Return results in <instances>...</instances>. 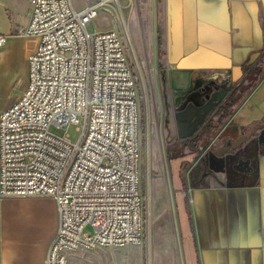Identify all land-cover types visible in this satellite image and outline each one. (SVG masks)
<instances>
[{
    "label": "crops",
    "instance_id": "1",
    "mask_svg": "<svg viewBox=\"0 0 264 264\" xmlns=\"http://www.w3.org/2000/svg\"><path fill=\"white\" fill-rule=\"evenodd\" d=\"M74 1L82 9L97 0ZM129 2L121 1L124 19L141 43L139 22L143 37L155 45L156 62L162 60L172 74L189 76L188 85L215 74L213 90L196 94L198 99L204 93L202 102L190 98L180 108L174 100L168 105L167 135H191L210 116L223 118L216 139L235 125L225 134L231 147L219 153L237 154L227 163H205L212 144L166 157L169 169L162 181L169 204L165 216L153 209V227L156 220L155 228L169 234L178 264H264V0H132L138 17ZM31 13V0H0V34L6 35L0 45V113L28 86L39 38L19 30ZM229 94L230 114L225 109L216 114ZM250 102L262 119L241 128L235 120ZM233 139L242 142L232 145ZM59 225L52 196L0 197V264H45Z\"/></svg>",
    "mask_w": 264,
    "mask_h": 264
},
{
    "label": "built area",
    "instance_id": "2",
    "mask_svg": "<svg viewBox=\"0 0 264 264\" xmlns=\"http://www.w3.org/2000/svg\"><path fill=\"white\" fill-rule=\"evenodd\" d=\"M31 3L30 21L19 31L39 43L26 91L0 113V197L56 200L60 225L45 264H69L68 252L81 248L141 244L149 211L140 190L137 79L121 32L88 29L107 5L121 17L123 4ZM5 40L0 34V45Z\"/></svg>",
    "mask_w": 264,
    "mask_h": 264
},
{
    "label": "rangeland",
    "instance_id": "3",
    "mask_svg": "<svg viewBox=\"0 0 264 264\" xmlns=\"http://www.w3.org/2000/svg\"><path fill=\"white\" fill-rule=\"evenodd\" d=\"M129 4L134 15L138 17V9L133 6L132 0ZM126 7L124 5V8ZM124 15L125 13L119 17L111 5H107L105 10L88 24V29L93 31L95 29H108L113 26L121 32L129 63L137 79L140 105V190L145 197V209L149 211L148 239L141 244L130 243L124 246L96 247L93 249L81 248L74 252H68L69 264H178L177 261H179L175 258L173 243L169 234L162 228H155L158 226L156 220L153 227L152 218L153 209L157 214L162 213L165 216L164 210H166V204H169L167 188L162 180L166 179V173L169 169V163L166 161V147L176 140V135L169 137L166 133L168 105H172L171 102L177 93H183L179 90L187 89V79L190 77L172 74L162 60L156 62L153 55L155 45L150 43L149 39L146 41V38L143 37L142 27L137 22L139 35L141 34L140 43L132 26L124 19ZM158 50L159 57H162L161 48ZM214 80L215 74L208 75L204 79L197 77V82H201L203 85L213 86ZM200 89L201 87H194L191 91L198 93ZM191 96L192 94L183 100L180 98L177 107L180 108L189 103ZM203 96L204 93L200 92V98L197 100L202 102L201 97ZM260 113V109L250 102L237 116L235 123L241 128H249L251 120L262 119ZM234 128L235 125L231 124L218 139L214 133L208 144H212V148L215 149L216 147H223L226 144V139L229 138L226 135ZM55 131L61 133L60 130L55 129ZM69 133L73 140L79 139L81 135V131L75 124L69 127ZM233 140L234 144L232 143V145L239 142V140ZM230 143L231 141L228 142V144ZM235 156H237L235 152L222 155L217 150L212 149L206 154L204 161L219 166L222 162L227 163L229 159L235 158Z\"/></svg>",
    "mask_w": 264,
    "mask_h": 264
},
{
    "label": "trees",
    "instance_id": "4",
    "mask_svg": "<svg viewBox=\"0 0 264 264\" xmlns=\"http://www.w3.org/2000/svg\"><path fill=\"white\" fill-rule=\"evenodd\" d=\"M231 96L232 94H229L227 98L219 105L216 114L222 109L226 110V115L230 114L229 108L232 104L230 103ZM222 122L223 118H220L218 121H216L214 120L213 116H210L194 135L177 138L174 142L169 144L166 147L167 158L171 159L183 156L185 149L188 147L202 151L211 140L213 134L217 131L218 124H222ZM241 142L242 140L238 144Z\"/></svg>",
    "mask_w": 264,
    "mask_h": 264
},
{
    "label": "flooded vegetation",
    "instance_id": "5",
    "mask_svg": "<svg viewBox=\"0 0 264 264\" xmlns=\"http://www.w3.org/2000/svg\"><path fill=\"white\" fill-rule=\"evenodd\" d=\"M214 84H215V82L213 83V86H214ZM213 86H210V85H203L201 82H197V77H195L194 79H193V82L192 83H190V85H188V87H187V89H184V90H179L180 92L181 91H183V93L181 92V93H177V96H175V98H174V102L176 103V105H178L179 104V100H180V98H182V100L185 98V97H189L191 94H192V96L190 97V98H195V100H197V93H192V91H191V89L192 88H194V87H201V91H202V89L203 88H208V90H210L211 88H213ZM199 90V91H200ZM207 89H206V91H203V92H207L208 91ZM179 91H177V92H179ZM181 95V96H180ZM200 129V128H199ZM198 129V130H199ZM197 130V131H198ZM196 131V132H197ZM195 132V133H196ZM195 133H193V134H191V136L192 135H194ZM188 136H190V135H188ZM180 138V137H179ZM226 145H228L227 143L225 144V145H223V146H226ZM209 146V144H207V146L203 149V150H205V149H207V147ZM213 146L211 145L210 147H209V149L210 150H217L218 151V149L220 148V147H216V149L215 148H212ZM231 147V146H230ZM189 148V147H188ZM187 149V148H186ZM190 150H193V151H198V150H195V149H192V148H189ZM198 152H201V151H198Z\"/></svg>",
    "mask_w": 264,
    "mask_h": 264
},
{
    "label": "water",
    "instance_id": "6",
    "mask_svg": "<svg viewBox=\"0 0 264 264\" xmlns=\"http://www.w3.org/2000/svg\"><path fill=\"white\" fill-rule=\"evenodd\" d=\"M230 146H231V145L228 144V145H226V146L220 147V148L218 149L217 152H218V153H223L224 151L228 150Z\"/></svg>",
    "mask_w": 264,
    "mask_h": 264
}]
</instances>
